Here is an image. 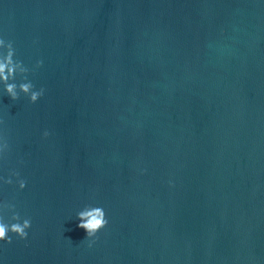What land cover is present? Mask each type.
<instances>
[{
    "label": "water",
    "instance_id": "95a60500",
    "mask_svg": "<svg viewBox=\"0 0 264 264\" xmlns=\"http://www.w3.org/2000/svg\"><path fill=\"white\" fill-rule=\"evenodd\" d=\"M10 45L0 264H264V0H0Z\"/></svg>",
    "mask_w": 264,
    "mask_h": 264
},
{
    "label": "clouds",
    "instance_id": "9594fccd",
    "mask_svg": "<svg viewBox=\"0 0 264 264\" xmlns=\"http://www.w3.org/2000/svg\"><path fill=\"white\" fill-rule=\"evenodd\" d=\"M15 53V50L11 48L10 51L7 53L4 62H0V81L5 82V93L11 98V100L15 101L19 97V93L16 91L17 85L14 83H7L9 76H11L14 71L15 67H9L10 64L13 63L12 57ZM22 64L20 61L18 62ZM42 61L36 62V67H40ZM27 79V78H25ZM34 85L31 82H24L19 85V90L25 96L28 97L30 103H35L44 93V89L41 88L39 90H33ZM49 133L45 131L43 133L44 137H47ZM4 146L7 147V141L4 140ZM25 181L20 180L19 187L23 189L25 187ZM77 218L80 221L77 227L82 228L86 232V238L89 239V246L94 243L93 237L96 236V233L104 228L108 221L105 218V212L102 207L98 206H85V208L77 213ZM12 223H6L0 221V241H4L5 243H11V236L9 233L14 234L21 240L26 239L28 233L27 229L31 226V221L28 218L23 219L22 222L21 218L18 213H14L12 217Z\"/></svg>",
    "mask_w": 264,
    "mask_h": 264
}]
</instances>
